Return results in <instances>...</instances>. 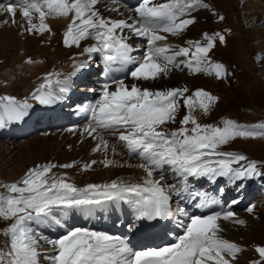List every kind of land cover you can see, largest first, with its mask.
Here are the masks:
<instances>
[{
	"label": "snow or ice",
	"instance_id": "6c2138e0",
	"mask_svg": "<svg viewBox=\"0 0 264 264\" xmlns=\"http://www.w3.org/2000/svg\"><path fill=\"white\" fill-rule=\"evenodd\" d=\"M100 2L23 0L16 4L9 0L0 2V14H8L15 25L19 10L25 21L20 25L21 35L50 33L47 20L60 18L68 21L63 32L65 47L79 48L82 41H94L82 51L89 59L99 54L105 66L106 82L96 103L84 110L91 118L81 135L96 142L92 151L104 157L99 161L104 167L124 166L108 158L110 152L119 154V145L130 157L140 161L135 167L146 175L141 183L113 180L78 187L66 173L54 170L79 167L80 171L87 172L98 161L83 164L48 161L28 168L16 181L0 184L4 189L0 192V219L12 221L0 232L7 237V242L0 247V264H42V257L49 264H237L239 254L246 249L225 239L219 222L231 221L240 226H246V222L235 219L232 211L189 215L184 207H177L174 212L172 196L179 197L182 192L173 184L164 183L163 170L169 168L185 184L189 178L215 181L222 177L235 182L264 175L257 162L247 156L220 150L236 139L264 138V124L249 128L232 119H222L219 124H201L197 112L207 116L219 102L210 92L197 89L190 93L188 87L150 90L125 82L128 77L133 81H156L169 77L174 70L185 69L189 75L204 73L218 80L225 79L228 75L225 66L212 62L209 57L217 42H226L221 33H204L203 43L189 40L187 47L178 50L161 43L168 36H182L195 24L193 12L207 10L216 15L215 12L204 0H139L134 17L112 19L100 13L97 8ZM118 2L112 0L113 5ZM110 11L118 12L119 8L113 7ZM218 20L223 21L224 17L219 16ZM131 37L146 42L139 56L133 55L139 49L129 42ZM261 59L264 56H257L258 62ZM27 63H32L31 59ZM114 65L120 66L124 78L110 75ZM74 67L72 75L87 68L88 63ZM70 86V77L61 80L58 73H52L44 78L31 99L40 105H51L63 99ZM30 107L28 99L0 96V128L23 121ZM182 108L186 112L179 128L169 132L166 126L177 123ZM68 131L75 133L77 129ZM105 133L112 134L117 143H111ZM156 173H159L158 179ZM197 195L189 191L190 197ZM109 202L131 206L138 220L183 217L180 221L183 232L168 246L133 251L119 237L100 231L73 228L51 239L39 230L52 224L62 226V218L70 210L91 214L97 206ZM208 204L209 201L201 198L198 206L204 208ZM246 211L254 215L255 206L247 207ZM44 245L51 246L52 254L42 252ZM253 250L256 258L249 264H264V245H256Z\"/></svg>",
	"mask_w": 264,
	"mask_h": 264
},
{
	"label": "bare ground",
	"instance_id": "6f19581e",
	"mask_svg": "<svg viewBox=\"0 0 264 264\" xmlns=\"http://www.w3.org/2000/svg\"><path fill=\"white\" fill-rule=\"evenodd\" d=\"M206 1H210L215 10L221 7V4L224 5L222 0ZM0 2L8 3L9 0H0ZM12 2L21 4L23 0H12ZM230 2L233 3L234 0H230ZM138 3L139 0H119L118 4L113 5L112 0H101V2L97 5V8L104 17L112 19H128L130 17H134V8ZM231 5L234 6V3ZM113 7H118L119 11H110ZM257 9L258 7L256 10ZM200 13H204L200 16V18L206 17L204 19L202 18L204 21H208V24L206 23V25L212 26V28L215 29L214 25L211 24V15H207L206 10H202L198 14ZM15 19L16 24L13 25L8 14H0V70L5 69V72L0 74V96H12L21 101L28 99L31 107L28 111V115L23 121L12 123L4 128H0V184L18 180L28 168L37 163L52 161L58 164H63L77 161L80 162V164H83L89 163L92 160H96L98 163L93 165L92 170L87 172L80 171L79 167L73 169H55L54 171L58 173H66L71 182H74L78 187H85L88 184L110 183L113 180H123L128 183H141L146 174L142 169L135 167V165L140 163L138 159L130 157L121 146L117 145V151L119 154L112 155L110 152L108 158L124 166L106 168L103 164L99 163V161L104 159V157L100 153L93 154L92 150L95 147L96 142L91 137L85 138L81 135V130L90 121L91 114L81 110L80 107H89L93 105V103H96L100 95L101 86L104 82H106V77L102 74V59L99 54H94L89 59L82 51L83 48L92 45L94 42L91 40L82 41L81 47L79 48L65 47L63 44V32L66 30L68 21L64 19L50 18L47 20V23L51 27V32H46L43 35H21L20 25L25 24V21L21 17L19 10L17 11ZM5 20H8L9 23L4 24L3 21ZM194 25H196V23ZM199 25L197 24L196 27L198 28ZM190 27L189 33H196V30L192 26ZM238 27L237 28L240 29L241 32L240 38L245 39V26L238 25ZM4 34H8L15 38V55L18 57L15 62V70L18 71V73H22V75L18 74L19 77L16 78L17 80H11L13 75L7 73L6 67L11 65L9 64L11 55H9V57L4 54L5 52H3L5 51L4 47H6V45H4L5 42L2 41ZM7 38L9 39L8 36ZM180 39H183L182 36H168L167 41L161 43L175 45L176 41ZM2 42L4 46L2 45ZM129 42L134 48L139 49V51L134 52L133 55H141L143 47H146V42L139 37H131ZM9 47L10 45L6 48L8 49ZM249 47L255 50L259 56H264V35L256 34ZM214 49L218 48L215 47ZM212 52L213 50L209 53V56H212ZM233 58L234 60L236 59L235 57ZM29 59H31L32 63H27ZM220 60L221 62L223 61L222 59ZM227 60L228 59L226 58V61ZM84 62L88 63V67L76 73V75H72V73L75 72L74 65ZM15 64L13 66H15ZM237 64L235 62H231L230 67H228V69L230 68V73L234 77H236V70L239 68ZM117 68L120 71L119 65H117ZM128 68H131V66H128ZM8 70H10V68H8ZM253 70H250L247 74L249 79H246L243 83L246 95L242 93L243 91H238V93L235 94L241 96L242 98H246L249 104L254 102L258 105L259 103L255 102L256 100L254 101V98L260 99V96L264 97V59L261 63V70L259 71L260 74H256L257 76H255L253 74ZM52 73H58L59 79L61 80L70 77L71 86L69 92L64 96V98L59 100L61 104V107H59L61 108V115L51 118V122L46 124L45 121L49 117V112L53 107H55L56 103L51 105H40L31 99V95L40 86V84L44 82V78ZM173 76V78H160L156 81H138V86L148 89L165 88L174 82H181L182 78H184L183 80L187 81L188 88L192 89L191 87L197 83L198 80L195 76L189 75L186 69L183 72L176 71ZM19 78H21V81H19ZM120 78H124V73L121 71ZM227 78L229 77L227 76ZM216 80L217 79L214 76L206 75L204 82L207 84V87L211 89V87H214L213 85ZM125 82L131 85L137 81H133L130 77H128ZM191 92L192 90H190V93ZM91 93L94 95L95 100L91 98ZM222 96L224 99L228 98L226 103L230 107L228 111L222 112V114L224 113L227 115L225 119H232L236 123L249 128L255 126V122L253 121L257 120L256 114V116L243 115L241 109L234 107L236 105L232 103L233 99L229 96V94L223 93ZM185 112L186 110L182 108L180 115L177 116V123L166 126L169 132L179 128V121L182 119ZM216 115L217 113L215 107L207 116L197 112V116L201 124H219L223 117L220 116L219 120H217L219 116ZM32 121H36L33 128H31ZM68 129H77V131L73 133L68 131ZM34 134H39V136L31 137ZM105 136L111 143H117L112 134L105 133ZM234 142L236 150H244L250 155L254 154L264 158V138L236 139ZM259 168L260 171L264 173L263 167L259 166ZM163 175L165 184H173L177 190L182 192V195L179 197L175 194L172 196V207L174 212L177 207H184L189 215H195L194 207L200 204L201 198L207 201H223L227 205L231 203L232 205L234 204L232 208H227L225 212H234L235 219L244 220L246 222V227L248 224H254L256 229H243L244 227L241 228L238 224L231 221L221 220L219 223L223 229L222 236L246 249V251L239 254L237 264H249L250 260L256 258V253L253 250L254 247L256 245H264V208H255L254 215H250L249 213L245 214L242 210H245L248 207V203L253 201L257 195L260 194L264 199V175L235 182H230L222 177L217 178L215 181H210L207 178H189L187 184H185L181 178L176 176L167 167L163 170ZM156 178H159V173H156ZM3 191L4 189L0 188V192ZM189 191L198 193L199 195L192 198L189 196ZM262 201L264 202V200ZM170 218H172V222L167 220L166 222H161L159 225L162 228L163 233L165 231L169 237L174 236L173 238L175 239L183 232L180 227V221L185 218L176 215H173ZM147 221L148 220H138L136 218V213L131 206L123 203L109 202L102 206H97L91 214L80 210H70L68 215L62 218V226L52 224L51 226H42L39 230L51 239L58 238L61 235L66 234L69 229L73 228L100 231L119 237L133 251L165 247L172 244L169 241V237L166 236L158 239L152 237L146 244L138 243L139 238L132 234V229L137 223H139L141 225L140 228H142ZM186 222L187 221L185 220V223ZM11 223L12 221L10 220L0 219V232L5 230ZM177 227L180 229V232L179 234H174V230ZM123 229L128 232V235H122L121 231ZM147 229L148 225L143 227L141 232L144 233ZM126 237L135 238L131 242L126 243ZM6 242L7 237L0 235V247H3V243ZM41 243L43 244V242ZM52 251L53 250L50 245H44L42 248V252L49 255L52 254ZM42 264H49V261L44 260L42 257Z\"/></svg>",
	"mask_w": 264,
	"mask_h": 264
},
{
	"label": "rangeland",
	"instance_id": "374dc122",
	"mask_svg": "<svg viewBox=\"0 0 264 264\" xmlns=\"http://www.w3.org/2000/svg\"><path fill=\"white\" fill-rule=\"evenodd\" d=\"M242 1L243 0H234V2H233L234 3V6H233V5H231L233 3H231L230 0H226V1L225 0H222V3L224 5L221 4V7H224V8L219 7L216 10L217 12H215L216 15H211L210 16L211 17V24L214 25V28L215 29H213L212 26L206 25V23L208 24V21H204L203 20L206 17H204V18L201 17L200 18V16H202L204 13L197 14L196 17H195V19H196V25L197 24L198 25L200 24V25L198 26V28L194 24L191 25L196 30V33H194V32H190L189 33L190 28H191L189 26V28L186 30L187 32L185 31V33L182 35V38L183 39L177 40L176 41V44L175 45H172V46L176 50H178L179 47H184V46L187 47L188 45L185 44V43H187V40L188 41L189 40L196 41L197 38L203 37V34L206 31L211 32L210 35L215 34L217 32L218 33H221L222 35H224L225 38H226V42L224 44H220L219 42H217L216 48H218V49H213L212 56H209V57L212 60V62H214V63H221L224 66L227 63V65L225 66V68H227V72L229 71L228 72L229 74L227 76L229 78L230 77L231 78L229 79V78L226 77L223 80L222 79H220V80L217 79L214 82V85H213L214 87H211V89H210L209 87H207V84H205V82H204L205 81V78H206V74L200 73L198 75H195V77L198 78V80H197V83H195L191 87L192 89H190V90L195 91L197 89H203V90L208 91L212 95L217 96L219 98V101L220 102H219V104H217L215 106L216 113L219 116L218 119L216 118L217 120H219L220 116H222L225 119L227 115L224 114V113H223L224 114L223 115L222 112H226L230 108L229 105L226 103V101H228V98L224 99V97L222 96L223 93H226V94H229L230 97H232V99H233L232 103H234V105H236L234 107L241 109L243 115L249 116V115H255L256 114L257 116L256 115L255 116L257 117L256 119L258 121L255 119L256 121H253V122H255V124L254 123L253 124L254 125H260V124H264V109H263L264 108V97L263 96L262 97L260 96V99H257V98L255 99L254 98V101L256 100L255 102L259 103L257 105L254 102H251V104H249V102L247 101L246 98H242L241 96L236 95V94L238 93V91H241V92L243 91L242 93L244 95H246L245 92H244L245 91V88H244V84L243 83H244V81H246V79H249L247 74L250 72L251 69L252 70L254 69L253 70V74L255 76H257V75L260 74L259 71L261 70V63L263 62V59H261L258 62L257 61V56H259V55L257 54V52L255 50L251 49L249 46L252 43L253 38L255 37L256 34L264 35V22L261 25L258 24V22L260 20H264V15H263V12H264V3L263 2H264V0H244L243 2ZM236 3H239V4H236ZM256 6L258 7L259 10L258 9L256 10V8H257ZM235 9H236V11H235ZM221 15L224 17V20L223 21H219L218 20V17L217 16H221ZM238 25L245 26L244 27V36L246 37L245 39H241L240 38L241 32H240V29H238L239 28ZM232 28H233V34L231 36H229L230 35L229 33L232 32ZM227 31H229V32L227 33ZM208 32H206V33H208ZM234 32H235V34H234ZM7 36L9 37V39L7 38ZM227 36H229V37H227ZM11 38H12V40H11ZM14 40H15V38L13 36L8 35V34H4V36L2 38V41L5 42L4 45H6V47H8L10 45V47H9L10 49L8 48L9 49L8 50L6 47H4L5 51H3V52H5L4 53L5 55H8V56L11 55V57L9 56L10 57L9 64H11V65H8V67H6L7 68V73L13 75V78H11V80H14L17 77H19L18 74H21L22 75V73H18V71L15 70L16 69L15 62L18 59V57L15 55L16 49H15ZM3 42H2V45H3ZM241 54H243V55H241ZM245 54H247V55H245ZM251 54H252V56H251ZM229 56H232V57H229ZM260 56H262V55H260ZM225 57L228 59L227 60L228 62L226 61V58ZM233 57L236 58L235 59L236 61L234 60ZM180 59H183V58L181 57ZM220 59L223 60L222 61L223 63L221 62ZM239 59H241V60H239ZM229 62L230 63L231 62H235L236 64L238 62L237 65L239 66V68L236 70V77H234L230 73V70H229L230 68L228 69V67H230V63ZM14 64H15V66H13ZM241 64L242 65L244 64V65L242 66ZM8 68H10V70H8ZM3 72H5V69L4 70H0V74H2ZM175 72L176 71L174 70L169 77L170 78H173L174 77L173 75H174ZM238 75H239V77H238ZM183 79L184 78H182L181 82H174L172 84H169L165 88H159V89H153L152 88L150 90H164V89L173 88V87H177V86L180 87L181 85H182L181 87H183V86L184 87H188L187 81H185ZM19 81H21V78H19ZM136 83H137V85L139 84L138 81ZM223 99H224V101H223ZM253 106H254V108H253ZM260 106H261L262 109L260 108ZM220 150L221 151H227V152H233V153L245 155V156L248 157V159L250 161L257 162L258 166H260V167L262 166L263 169H264V160H263L264 158L262 156L259 157V156H256L254 154L253 155H250V154H248L244 150H239V149L236 150L235 149V142L234 141H232L228 145L223 146ZM257 196H259V195H257ZM258 198H260V197H258ZM258 200H259V202H258ZM262 200H264V199L261 197L260 199H257L255 202H252L251 205L254 204V206H255L256 209L257 208L258 209H262V208H264V202ZM242 212L245 213V214L248 213L246 211V209L245 210L243 209ZM240 227L241 228L244 227L243 229H245V228L256 229V227H255L254 224H248L247 227L246 226H240Z\"/></svg>",
	"mask_w": 264,
	"mask_h": 264
}]
</instances>
